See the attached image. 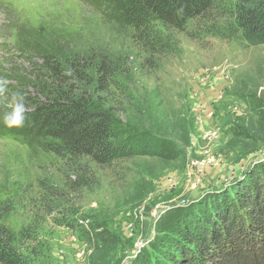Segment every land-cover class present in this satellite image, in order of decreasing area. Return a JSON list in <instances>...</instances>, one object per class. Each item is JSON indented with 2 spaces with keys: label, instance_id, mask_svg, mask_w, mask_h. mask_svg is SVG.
<instances>
[{
  "label": "rangeland",
  "instance_id": "374dc122",
  "mask_svg": "<svg viewBox=\"0 0 264 264\" xmlns=\"http://www.w3.org/2000/svg\"><path fill=\"white\" fill-rule=\"evenodd\" d=\"M127 31L81 0H0V41L17 37L12 50L0 49L8 86L41 63L25 45L61 40L75 51L127 56L130 71L120 82L128 96L111 108L119 126L139 135L136 144L141 137L160 142L154 156L94 168L95 181L70 202L64 223L57 214L45 218L35 198L41 180L63 187L68 166L36 142L0 131V203L12 205L4 225L34 238L24 249L31 264H140L142 253L154 264L187 217L264 177V46L179 34L156 72L145 75ZM5 104L0 98L4 127Z\"/></svg>",
  "mask_w": 264,
  "mask_h": 264
},
{
  "label": "trees",
  "instance_id": "16d2710c",
  "mask_svg": "<svg viewBox=\"0 0 264 264\" xmlns=\"http://www.w3.org/2000/svg\"><path fill=\"white\" fill-rule=\"evenodd\" d=\"M81 2L128 30L141 55L136 69L145 75L156 72L160 58L179 34L193 39L203 35L235 38L250 46H264V1L236 0L233 7L225 0ZM23 50L41 54V63L34 66L31 76L17 75L8 86L10 95H25L27 119L21 127L0 126V131L14 140L21 136L36 142L39 149L68 166L63 187L41 180L35 198L45 218L57 214L66 223L72 214L67 211L70 202L95 181L94 168L108 169L134 157L154 156L160 142L141 137L143 143L136 144L139 135L119 126L116 110L111 108L115 101L122 105V97L128 96L120 82L130 71L127 56L123 62L107 49L75 51L61 40L25 45ZM29 87L32 93L27 92ZM262 180L253 177L248 184H239L231 196L204 204L197 215L187 217L177 226L175 240L168 243L171 251L160 253L154 264H264ZM11 212L10 203H0V264H31L24 249L34 238L22 231L15 235L4 225ZM142 255L140 264H149Z\"/></svg>",
  "mask_w": 264,
  "mask_h": 264
},
{
  "label": "clouds",
  "instance_id": "9594fccd",
  "mask_svg": "<svg viewBox=\"0 0 264 264\" xmlns=\"http://www.w3.org/2000/svg\"><path fill=\"white\" fill-rule=\"evenodd\" d=\"M9 88L7 80L0 78V98L6 101L3 114V123L7 127H21L27 119L26 97L21 92H13L8 95Z\"/></svg>",
  "mask_w": 264,
  "mask_h": 264
}]
</instances>
